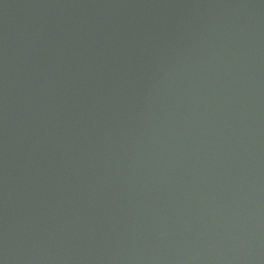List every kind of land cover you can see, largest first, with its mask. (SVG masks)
Here are the masks:
<instances>
[{
    "label": "water",
    "instance_id": "1",
    "mask_svg": "<svg viewBox=\"0 0 264 264\" xmlns=\"http://www.w3.org/2000/svg\"><path fill=\"white\" fill-rule=\"evenodd\" d=\"M0 264H264V0H0Z\"/></svg>",
    "mask_w": 264,
    "mask_h": 264
}]
</instances>
